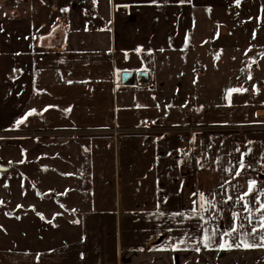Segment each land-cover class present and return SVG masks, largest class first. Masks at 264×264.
Masks as SVG:
<instances>
[{"label":"crops","instance_id":"crops-1","mask_svg":"<svg viewBox=\"0 0 264 264\" xmlns=\"http://www.w3.org/2000/svg\"><path fill=\"white\" fill-rule=\"evenodd\" d=\"M195 2L211 8L218 40L240 33L249 19L237 11L240 3L252 6L251 0H40L56 14L54 22L28 51L13 56L18 78H30L20 92L31 94L28 127L106 131L151 122L192 131L81 137L75 145L86 150L85 180L80 176L74 189L62 185L44 196L40 176L50 171L42 167L32 183L25 182L24 195L7 197L0 264H264V131L206 129L253 124L264 108L218 103L204 121L187 107L120 103L123 93L146 91L135 90L145 89L144 82L122 85V73L148 71L155 47L185 45ZM53 29L60 41L40 44ZM186 151L198 154L192 180L180 179L179 157ZM56 155L48 164L59 169L63 155ZM234 225L237 232L225 235ZM224 241L257 246L222 249Z\"/></svg>","mask_w":264,"mask_h":264},{"label":"rangeland","instance_id":"rangeland-1","mask_svg":"<svg viewBox=\"0 0 264 264\" xmlns=\"http://www.w3.org/2000/svg\"><path fill=\"white\" fill-rule=\"evenodd\" d=\"M251 2V7L241 2L237 10L249 18L246 20L248 23L244 22L240 27V33L245 36L243 37L238 30H235L232 32V37L226 40H218L221 30L217 27L218 23L211 19V8H202L203 3L195 2V5L193 4L188 10V30L184 29V24L180 26V32L183 29L186 32L185 45L179 47L173 44L169 48L155 47L153 49L154 63L146 71L149 80L141 84L145 89H135L146 90L145 93L143 95L135 93L133 96L123 93L120 103L187 107L204 121L211 119L212 114L216 112L213 109L219 105L218 103L251 105L258 110H263L264 0H251ZM55 16L56 14L42 6L40 0H0V133L33 131L31 129L33 126L28 127V125L34 116L30 120V116L25 115V112L33 113L27 110L30 106L31 94L28 91L24 95L20 94L29 85L30 78L21 80L18 78L20 71L13 61V56L28 51L31 44L37 42L39 35L49 30ZM173 26H177V23L173 22ZM175 33L173 30V36ZM222 34L228 35V32L225 30ZM46 36L47 39L39 38L40 44L52 45L60 41L59 34L54 29ZM248 39L252 40L251 45L248 44ZM261 39H263L262 46L259 45ZM156 43H159L158 39ZM25 98H28L27 101H23ZM18 120L22 121V124H17ZM247 126H244L241 131L263 132L264 117ZM171 128L184 132L190 129V127L177 126ZM117 129H129L134 132L138 128L129 126ZM206 129L207 131L211 129L212 132L219 130L218 128ZM34 139L0 138L1 225L7 219V197L16 199L24 195L28 189L25 182L32 183L37 177L35 169L43 167L45 172L50 171L40 176L46 197H50L53 188L62 189V185L68 184L69 188L74 189V181L78 182L85 171L86 150L79 149L75 145L76 142H80L81 137L68 138L67 143H57L58 140H68L61 137L58 140L50 138L48 141L43 138L42 140ZM56 154L63 155L61 162L57 163L61 165L59 169L48 164L53 159L52 156H57ZM41 156H44L43 161ZM180 159L181 157L179 161ZM10 164H12L11 169H9ZM69 168L76 174L69 173ZM20 169H26L25 175L20 174ZM195 177L193 173L188 179L192 180ZM22 182H24L23 189ZM197 186L198 184L194 183L193 188ZM32 189L35 191V188ZM4 232L3 228L1 233Z\"/></svg>","mask_w":264,"mask_h":264},{"label":"built area","instance_id":"built-area-1","mask_svg":"<svg viewBox=\"0 0 264 264\" xmlns=\"http://www.w3.org/2000/svg\"><path fill=\"white\" fill-rule=\"evenodd\" d=\"M244 126H236L232 127H222L218 128L220 131L232 130V131H241ZM248 128H251L247 126ZM253 127V126H252ZM192 131V129H187V132ZM184 131L180 129H173L171 127H155L152 126L151 122H146L142 127H138L137 130L129 129H117L112 128L111 130L106 131H93V130H33L30 132H7V134L0 133V138H11V137H23V138H35L37 140L47 139V141L52 138L57 140L58 138H78V137H86L90 135H106L109 134L114 138L121 136L122 134H140V135H167L173 133H183ZM5 133V132H4ZM34 139V140H35ZM198 158V154H194L191 151H186L179 161V172L181 176V180H187L188 177L193 175L195 167L194 160Z\"/></svg>","mask_w":264,"mask_h":264},{"label":"snow or ice","instance_id":"snow-or-ice-1","mask_svg":"<svg viewBox=\"0 0 264 264\" xmlns=\"http://www.w3.org/2000/svg\"><path fill=\"white\" fill-rule=\"evenodd\" d=\"M237 3H239V0H237ZM231 91H238V90H231ZM245 91H246V89H245ZM20 123H22V121L18 120V121H17V124H20ZM241 165H242V161H241ZM238 174H239V173H237V175H238ZM253 186H254V182H250L249 190H248L249 193L252 192V190H253ZM246 195H247V193H246ZM241 199H243V198H241ZM244 207H245V209H248V205H247V204H245ZM262 207H264V205H262ZM234 219H239V217H234ZM244 219H249V223H251V219H250L249 217H245ZM241 227H242V225H241ZM261 227H264V217L261 218ZM237 230H238L237 227L234 225V227L231 229V231L225 233V235H232V233L237 232ZM253 231H255V228L253 229ZM205 239H209V237L206 236ZM181 243H182V241H181ZM241 244H243V246H244L245 248H249V247L257 246V245H255V244H253V243H247V242H245V241H241L240 243H234V242H233V243H229V242H227V241H224V242L220 243L219 247L222 248V249L225 248V247H227V248H232L233 246H235V247H240ZM204 246H205V247H208V244L205 243ZM260 246H264V244H262V245H260ZM197 250H198V249H197Z\"/></svg>","mask_w":264,"mask_h":264},{"label":"water","instance_id":"water-1","mask_svg":"<svg viewBox=\"0 0 264 264\" xmlns=\"http://www.w3.org/2000/svg\"><path fill=\"white\" fill-rule=\"evenodd\" d=\"M149 75L146 71L138 72L137 74L124 72L121 75V84L124 86H132L135 82H148Z\"/></svg>","mask_w":264,"mask_h":264}]
</instances>
